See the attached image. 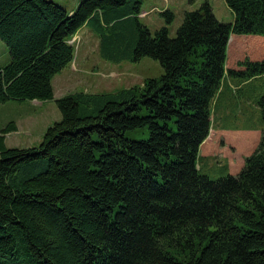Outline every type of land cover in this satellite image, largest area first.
Here are the masks:
<instances>
[{"label": "trees", "instance_id": "16d2710c", "mask_svg": "<svg viewBox=\"0 0 264 264\" xmlns=\"http://www.w3.org/2000/svg\"><path fill=\"white\" fill-rule=\"evenodd\" d=\"M225 2L233 23L204 0L171 37L169 26L140 21L143 0H83L73 12L0 0L10 51L0 104L54 100L53 78L74 62L71 39L84 27L106 55L152 58L164 70L140 85L56 99L62 119L38 147L10 148L17 126L1 130L0 264H264V129L236 175L200 153L220 100L226 111L240 103L246 117L259 109L264 122V94L222 88L229 73L264 75V61L226 69L232 34L264 36V0ZM161 15L173 23L171 11ZM219 167L220 177L205 173Z\"/></svg>", "mask_w": 264, "mask_h": 264}, {"label": "rangeland", "instance_id": "374dc122", "mask_svg": "<svg viewBox=\"0 0 264 264\" xmlns=\"http://www.w3.org/2000/svg\"><path fill=\"white\" fill-rule=\"evenodd\" d=\"M48 1H52L66 11L71 12L77 10L83 0ZM203 2L204 0H143L141 11L148 13H146V18H140V21L152 31L163 26H169L170 36L175 37L177 29L183 23L185 13L196 10ZM209 2L220 21L233 23V14L225 0H209ZM166 10L174 14V21L171 25H168L165 17L161 15ZM246 36L242 38L254 40L259 38L261 42L258 44L253 43L250 47L242 44L240 49L234 48L229 60L230 67L236 65L240 67V62L246 63L248 60H264V36ZM71 43L75 44L76 47L75 59L69 67L63 69L53 78L54 100L8 101L0 104V132L8 125L15 124L18 127L17 132L9 133L8 139L5 137L8 147L20 149L38 147L43 141L47 129L62 119L60 109L55 102L60 97L75 92L108 93L117 89L143 84L145 79L158 78L164 73L160 63L152 58L145 57L138 62H133L129 58L117 60L106 55L102 51L100 37L93 29H81L79 34L71 39ZM9 61V48L0 39V67L7 65ZM243 68L241 67V69ZM251 86L256 89L259 95L264 94V79L255 81ZM221 103L225 104V100H222ZM222 118L215 128H227L229 130L216 131V129H212L207 143L204 144L203 156L211 153L210 155L223 157L224 151L218 145L223 140L226 147L232 152L237 148L246 151L252 146L247 154L249 155L257 147L260 141L259 133H262L264 129L261 115L256 110L253 120L247 119L245 121L243 118L234 117L232 114ZM241 127L245 129H247L246 127H258L261 130H245ZM246 133L253 135H247ZM241 137L243 139L248 137V142H244ZM213 138L214 142H212ZM239 167L240 163L235 166V171H238ZM221 169L219 167V170L215 172L212 168H206L205 173L212 178H216L223 175Z\"/></svg>", "mask_w": 264, "mask_h": 264}, {"label": "crops", "instance_id": "0c3cea01", "mask_svg": "<svg viewBox=\"0 0 264 264\" xmlns=\"http://www.w3.org/2000/svg\"><path fill=\"white\" fill-rule=\"evenodd\" d=\"M73 12V11H71ZM146 18V17H145ZM144 19V18H142ZM87 28V27H84V29ZM250 36V35H249ZM242 37H247L246 35H232L231 37V41L229 43V60H230V57H231V53H232V50L234 48H237V49H240L242 44H244L246 47H250L253 45V43H256L258 44L259 42H261L259 40V38H257L256 40L254 39H247V38H242ZM246 43V44H245ZM229 62V61H228ZM228 68L230 69H236L237 71H242L244 70L241 69V67H238L237 65L234 66V67H230L228 66ZM255 81L257 80H252V81H248L247 80H244V81H241L239 80L235 75H232L231 73H229L228 75H226V78H225V81H224V84H223V90L224 92H231L232 90L236 93L240 92L243 88H246L248 91L252 92L253 94H258L257 92L255 93V91L250 87V85H252ZM220 101L216 102V106L215 108H217L218 104H219ZM230 103V102H229ZM231 105V103H230ZM235 108V107H233ZM237 109V113L235 114V112H233V116H236V117H241L243 118L245 121H247V119L249 120H252L254 119V117H246L244 112H243V109H242V105L240 103L237 104V107L235 108ZM239 110V111H238ZM216 111V109H215ZM229 111V110H228ZM231 113V111H229ZM221 114L222 116L225 115V111L224 109L221 110ZM241 128H244V127H241ZM247 129L245 130H249V129H253V130H256V131H259L261 130V128H258V127H246ZM223 130H229L227 128H221ZM240 129V128H238ZM17 130H18V127H17ZM16 130V132H17ZM217 131V130H216ZM15 132V131H14ZM259 133V132H258ZM247 135H253L251 133H246ZM239 135V134H238ZM261 135L262 133H259V138L261 139ZM8 136L9 134L6 135V139H8ZM237 138H239L238 136H236ZM256 137V136H255ZM253 137V138H255ZM242 138V137H241ZM247 138L246 137L244 140V142H248L247 141ZM212 142H214V138L212 139ZM207 143V142H206ZM205 143V144H206ZM221 143V144H220ZM218 146L221 150L223 149L224 151V156L223 157H220V156H213V155H210L211 153H207L208 155L205 157H218L220 160H226L227 163H228V169H229V172L231 174H236L243 166V158L250 152V150L252 149V146L249 147L248 150L244 151V150H241V149H238L235 150L234 152L230 151V149L228 147H226L225 145V141L223 140L222 142H219L218 143ZM203 151H204V145L203 147L201 148V151L200 153L203 155ZM252 153V152H251ZM229 156V157H228ZM240 163V167H239V170L238 171H235V166L238 165Z\"/></svg>", "mask_w": 264, "mask_h": 264}]
</instances>
